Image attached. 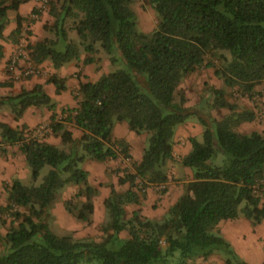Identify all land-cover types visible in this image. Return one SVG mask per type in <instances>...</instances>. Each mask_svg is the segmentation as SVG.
Returning <instances> with one entry per match:
<instances>
[{
    "label": "trees",
    "instance_id": "1",
    "mask_svg": "<svg viewBox=\"0 0 264 264\" xmlns=\"http://www.w3.org/2000/svg\"><path fill=\"white\" fill-rule=\"evenodd\" d=\"M31 1L0 0V42L18 44L31 34L18 13L21 5ZM148 2L158 21L155 29L146 33L137 25V0H48L53 21L44 25L47 36L28 46L35 64L50 61L59 70L80 62L83 53L88 54L84 65L95 64L100 44L112 64L121 67L96 83L80 82L78 107L63 110L60 120L53 114L49 127L53 133H61L68 151L34 137V131L26 136L25 130L0 122L2 143L19 145L33 180L50 167L40 186L27 187L14 180L7 187V204L0 208L4 248L0 264H192L194 259L206 260L216 251L227 256L226 264H249L212 231L221 222L241 216L255 226L264 221V136L238 132L241 124L257 120L260 112L240 111L229 100L234 94L253 101L264 98V0ZM9 12L17 13V28L6 38ZM33 13L40 14L39 10ZM3 58L0 43V62ZM201 68L214 69V75L226 86L210 88L215 99L208 108L228 109L230 115L220 121L213 118L212 123L200 120L203 142L191 138L192 151L182 160L184 167L193 170V181L164 221L143 218L138 211L127 219V205H140L149 186H165L168 181L176 130L197 114L195 108L186 107L183 84ZM48 82L58 94L67 89L65 80L56 75ZM6 102L13 104L17 121L31 107L56 110L41 85L0 103ZM119 122H127L138 135H148L142 161L132 164L131 169L113 171L119 177L118 185L128 184L129 190L119 193L111 186L104 202L109 220L103 224L100 240L57 236L47 220L58 192L67 185H84L85 189L66 201L65 210L91 223L97 192L88 185L89 173L80 168L87 157L99 162L121 156L132 160L128 144L113 141ZM67 124L82 130L83 136L74 139ZM219 155L224 157L220 165L216 163ZM6 215L11 221L3 235ZM123 232L128 234L126 239L120 237Z\"/></svg>",
    "mask_w": 264,
    "mask_h": 264
},
{
    "label": "crops",
    "instance_id": "2",
    "mask_svg": "<svg viewBox=\"0 0 264 264\" xmlns=\"http://www.w3.org/2000/svg\"><path fill=\"white\" fill-rule=\"evenodd\" d=\"M34 10H39L40 14H34ZM18 13L26 20L24 23L25 28L30 26L28 29L31 34H27L26 38L18 44L5 40L0 42L4 47V58L0 62V89L4 93L2 99L16 96L23 90H32L35 86L41 85L50 96L53 103H55L56 110L52 111L47 109L42 111L40 109L42 107H31L24 113L19 121L15 119V116L11 115V119H9L8 122H0L6 123L15 129L19 128L20 130H25V132H27L26 136L30 135L29 132L32 133L39 127L47 125L48 131L42 141L56 146L61 143L62 135L61 133H53L49 127L50 124H52L53 114H56L58 116L57 120H60L62 118L63 110L67 108H77L78 99L76 96L78 95L80 82H98L104 74L110 73L107 69L110 64H106L108 65L106 66L107 68L104 67L105 69L96 71L95 64H83V61L87 58V55L84 54L82 55L80 62H72L68 64V66L66 65L59 70L54 69L50 61L44 62L40 65L35 64V62L31 60L28 46L35 45L47 36V33L44 31V25L48 22H52L53 19L49 15L48 4L43 6L38 0L21 5ZM16 16L17 13L9 12V25L4 31V36L6 38H8L17 28ZM153 30L154 29H152V31ZM22 44L25 46L23 49L24 55L18 60V69H24L27 66L34 65L41 69V74L29 78L21 77L18 80H12L8 66L11 60L17 56ZM18 72L19 71H17V74ZM53 75H56L59 79L65 80L67 89L60 94L57 93V88L48 82ZM203 84L205 83L203 82ZM218 87V89H222L220 88L221 86ZM190 92L189 90L185 92L187 98L186 107L196 108V103L191 99L192 95L189 94ZM206 92L207 89L204 93ZM200 97L201 96H199V99ZM229 100L230 102L237 104L240 111L253 110L256 113L260 112L259 103L257 101L243 97ZM212 115L215 119L220 121L230 115V111L228 109L213 110ZM66 129L73 134L74 139H80L83 136V131L77 128L74 124H67ZM203 132V126L195 122H187L177 128L173 145L174 159L167 166L168 181L164 188L166 192L163 193L161 191V186H149L145 191V197L140 205H127L125 207L127 210V219L132 218L134 212L138 211L143 218L149 220H161L168 213L169 209L180 200L185 193L187 184L192 182L194 177L193 170L184 167L182 160L192 151V145L190 143L191 138L200 140ZM238 132L245 135L258 132L264 136V121H259L258 118L251 123H243L239 126ZM112 137L114 142L123 141L128 144L132 160L127 162L122 156L117 160H108L106 162L93 160H88L87 162V160H85L82 166L83 169L89 173L88 183L91 184V187L97 190V193L93 198L95 211L91 217V223L95 226L102 225L106 222L104 202L111 194V186H115L119 193H125L130 187L128 184L119 186V177L113 171L119 167L122 169L126 167L131 169L132 164L140 163L144 156L145 140L147 139L145 134H136L129 129L128 124H123V122H119L115 125ZM0 147H7L6 149L11 151L10 158L6 155L5 158L0 156V161L2 164L4 162L7 164L8 160H10V163L12 162L9 166V174H12V167L14 164L12 158L16 156L18 157V154L21 153L19 145H6L3 144L0 139ZM108 175H111L112 178ZM3 176L4 175L0 174V183L2 181H12V178L8 180ZM66 200H69V197ZM218 226L225 238L229 239L237 249H240L242 254L243 252L246 254L247 251L254 253L252 257L245 255V259L251 261V259L253 260V258H255L259 260V264L264 263V221L261 224L254 226L252 221L240 217L234 221H223ZM120 237L126 239L128 237L127 232L121 233ZM3 250L4 248L0 242V253ZM216 255L217 254H213L207 260L199 259L197 264H213V260L219 256ZM218 260L219 264H223L221 258Z\"/></svg>",
    "mask_w": 264,
    "mask_h": 264
},
{
    "label": "rangeland",
    "instance_id": "3",
    "mask_svg": "<svg viewBox=\"0 0 264 264\" xmlns=\"http://www.w3.org/2000/svg\"><path fill=\"white\" fill-rule=\"evenodd\" d=\"M134 10L136 11V14L138 17L137 25L140 31L148 33V32H151L152 29H155L156 23L158 21V15L154 11V9L150 6L148 0H137V3L134 5ZM72 37L75 39L78 38L76 34H73ZM97 48L100 50V52L96 55V58H97V62L95 63L96 71L107 68L106 66L108 65L106 64H110L109 67L107 68L108 72L110 73L115 72L118 69H120L121 66L112 64L111 56L108 55L102 49L100 44H97ZM83 54L87 55L88 57V54L86 53H83ZM213 72H214V69L201 68L197 73L190 76L183 84L184 89L182 91L183 92H187L188 90L189 92L191 91L189 93L190 95H192L191 99L196 103V106H195L196 108L194 109V112H196L197 114L191 116L187 122H195V123L201 124L200 120L204 118L206 120H209L210 123L213 122V118H214L212 115L213 110L208 108V104L210 105L212 104V102L215 99V96L210 91V88L215 87L218 89L219 88L218 86H221L220 88H226L223 81L215 77ZM203 82L205 84H203ZM205 88L207 89L206 93H204L206 91ZM262 89L263 87H260L259 91H262ZM3 96H4V93L0 89V102ZM199 96H201L200 99H199ZM236 98H239L238 94H234L233 96L229 97V99H232V100H235ZM257 100H258L257 102L259 103V107H260L259 121H264V98L258 97ZM40 109L42 111H45L50 108L44 106ZM11 115L15 116L13 104L9 102H6L5 104L0 103V121L8 122V120L11 119L10 118ZM123 124H128V123L123 122ZM43 126L47 127V125H43ZM46 134L47 132L44 133L42 136H39L38 138L42 140L43 138H45ZM144 134L147 136V139L145 140V149H146L148 145V135L146 133ZM0 139L1 141H3L1 137V131H0ZM198 141L203 142V135ZM56 146L65 151H68L70 149L69 145L65 144L63 140H61V143ZM6 148L7 147H4V151L2 152L0 151V156L2 158H5L6 156L10 158L11 156V151ZM80 151H81L80 152L81 154H84V151L82 148ZM22 156H23L22 153H20L18 154V157L16 156L12 158L14 162L13 167H12V174H9L10 172L9 166L12 164V162L10 163V160H8L7 164L5 162L2 164L0 161V174L4 175L3 177L7 178L8 180L12 178V181H2L0 183V208L7 204V199H8L7 187L10 186L14 180H19L24 186H27V187H37L42 184L44 176L50 170V167L44 168L41 172V176L39 177V179L33 180L31 167L28 165L24 156L23 157ZM223 159L224 157L219 155L216 163L219 165L222 164ZM86 160L87 162L88 160L97 161L90 157H87ZM82 166L83 164H81L80 166L81 169H83ZM108 176L112 178L111 175H108ZM88 185L90 186L91 184L88 183ZM82 189H85L84 185L70 184V185H67L65 188H63L62 190H60L57 194L56 200L51 205V209H50L47 222H48V225L51 231L57 236H60V237L69 236V237H72L74 240L86 238V239H93V240L98 241L103 236V232L101 231L103 224H105L109 220V214L105 206H104V210L106 212V222L103 223L102 225H96V226L93 223L87 224L86 222H83L77 219L76 217L70 215L65 210V203L67 201L66 199L68 197L69 199L73 198ZM93 189L97 192L95 188ZM76 204L79 206L80 201L76 200ZM1 215L2 214L0 213V217H2ZM166 217L167 215H165L164 218L161 220H152V221L161 223L164 221ZM4 218L7 220V223L1 228V233L3 235H6L7 230L10 227L11 217L9 216L7 217L6 215V217L4 216ZM212 232L214 234H219L222 238H224L232 246L233 250L236 252V254L241 260L246 261L249 264H259L258 259L253 258V260L251 259V261H248L247 259H245V255H249L250 257H252L254 253H250L247 251L246 254L244 252L242 254V251L240 249H237L229 241V239L225 238L219 226H217ZM213 254H217L216 256L219 255L218 258L216 257L215 260H213V264H219V260H218L219 258L222 259L223 264H226L227 256L223 252L216 251ZM178 257H179V254L176 255V260H178ZM199 259H202V258L194 259L192 261V264H197V261H199ZM92 264H102V263L100 261H95Z\"/></svg>",
    "mask_w": 264,
    "mask_h": 264
},
{
    "label": "built area",
    "instance_id": "4",
    "mask_svg": "<svg viewBox=\"0 0 264 264\" xmlns=\"http://www.w3.org/2000/svg\"><path fill=\"white\" fill-rule=\"evenodd\" d=\"M38 1H40L43 4V6H46V4L48 3V0H38ZM24 47H25L24 44H22L21 47L19 48V52H18L17 56L11 60L9 66H8V70L11 74L12 80H18L21 77L29 78V77L37 76V75L41 74V69L38 68L37 66H34V65L27 66L24 69H18V60L20 59L21 56L24 55L23 54ZM17 71H19L18 74H17ZM47 131H48V127L41 126L33 132V136L34 137L42 136ZM124 159L127 162L130 161L128 158H124ZM161 188L164 189L165 186H161ZM262 196L264 199V192H263Z\"/></svg>",
    "mask_w": 264,
    "mask_h": 264
}]
</instances>
